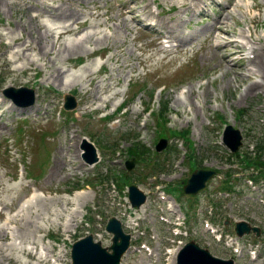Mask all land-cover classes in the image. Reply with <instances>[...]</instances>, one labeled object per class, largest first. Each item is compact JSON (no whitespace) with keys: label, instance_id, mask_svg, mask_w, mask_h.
I'll return each mask as SVG.
<instances>
[{"label":"rangeland","instance_id":"obj_1","mask_svg":"<svg viewBox=\"0 0 264 264\" xmlns=\"http://www.w3.org/2000/svg\"><path fill=\"white\" fill-rule=\"evenodd\" d=\"M94 3L99 6L97 10L100 16L97 18L99 25L91 27V30H98V35L110 33L111 29L108 26L115 27L118 21L114 13L117 7L109 9L113 1L76 0V2L66 1L64 5H70L75 18H80L88 10L94 9ZM144 3H150L151 11L163 10L164 18L178 15L182 16L183 20L190 18V15L183 11L178 0H155V3L159 4L158 8L152 0L140 2V4ZM34 5L40 8L41 2L26 0L24 7ZM23 9L14 2L8 6L0 1V95H3L4 87L11 85L32 87L36 95L32 107L22 109L13 104L10 110L6 109L10 105L8 98L3 95L4 107H2L3 112H0L2 113L0 116V179L4 186H18L21 189L18 193L3 192L6 202H10L11 197L14 199L11 201L12 211L5 206L3 214L0 215V264H55L53 262L55 258H58L59 261H55L59 264H69L68 250L71 242L85 235L88 230L91 233L95 232L103 245L110 244V234L104 230V225L111 215L121 216L120 218L127 222V213L124 211L125 204H127L125 202L126 188L117 187L116 180L111 178H106L103 182L96 181L93 174L104 171L103 175L112 176L123 169L127 155L126 147L131 141L130 136L136 132H138V139L153 150L159 138L157 119L155 120L153 113L145 114L143 110L148 102H153L150 96L151 90L161 83H165L166 88L155 92L154 108H157L159 100H169L167 126L176 130L188 128L187 134L194 143L196 155L202 161L201 167L222 171L229 167L225 154L220 150L223 146L219 144L220 133L226 123H233L243 132L244 150L251 149L255 139L264 138V59L256 74L242 78L247 68H254L247 58L245 48L239 51V55L228 53L224 58H220L219 55L212 56L213 46H209L206 42L207 34L205 33L191 39L188 46H193L192 50L185 46L181 53H165L160 48L163 45L158 44V38L142 31L139 25L135 27L131 25L127 32L120 30L115 40L119 43L124 42L123 46H115L112 40L102 39L101 42L92 40L86 44L92 51L89 54L82 51L79 52L80 54L65 57V54L60 53L57 57L46 53L45 50L39 52V47L44 46L47 49L45 45L51 41V38H45L41 31L39 40L43 36L42 39L39 43L34 40V48L29 51L36 59L34 64L29 66L24 65L23 60H16L11 56L15 46L10 34L12 30L22 39H28L29 32L32 37L39 32L36 26L28 21L27 11ZM230 9H232L233 17L227 19V25L232 30L231 36L241 41L242 38L238 34L240 31H245L247 39L255 42L258 41L257 36L262 37L261 42H257L258 46H262L264 42V0H235V4L231 5ZM84 19L87 17L85 16ZM18 20L27 21L23 30L18 29ZM86 21L81 30L90 24L89 19ZM210 21L211 18L207 22L200 18L192 19L188 22V26L182 24L180 29L185 34L194 30L196 33L202 32L201 28L208 26ZM73 26L77 25L73 24ZM140 46L145 47V50H140ZM101 50H104L102 56H105V64L102 69L95 71L97 65L94 54L101 53ZM224 52L229 51L224 49ZM112 53L119 55L118 58L114 56L109 59L108 56ZM139 54L144 57L148 56V59L141 63L136 57ZM77 57L83 58L85 64H90L89 67L93 69H91L93 72L91 71V75L85 76L82 81L66 86L65 82L69 80V73H82V67L85 64H81ZM58 66L63 67L65 71L61 81H54L50 73L54 72L55 75L58 72L56 70ZM233 68L236 70L233 71ZM225 69L227 71L224 73ZM209 73L212 75L209 76ZM83 74L85 75L84 72ZM202 77H206V82L199 86L198 82ZM254 80L260 81L257 88L247 95L242 94L246 85ZM96 82L101 84L108 82L109 90L117 91V94L108 101L100 100L107 94L106 92L98 94L95 92ZM183 83L187 84L192 92L179 95L178 88ZM69 91H76L75 95L78 99V105L74 109L77 115L75 122L72 123L69 120L70 115L68 118L61 116L63 118L61 130L52 131L56 130L59 125L56 123V109L62 101V96ZM123 97L126 98L128 108L124 113L121 112L122 116H115L119 118V121L114 120L111 123L113 127L108 126L107 119L98 120L104 114L111 113L117 100ZM187 98L192 100L193 109L184 103ZM97 107L99 109H96ZM242 107L246 108V111L237 117L235 110ZM216 112L223 120L217 119ZM144 122L146 124L143 127L139 125ZM38 128L47 131L50 137L42 138L36 134ZM71 129H75L73 133L76 140L67 153L66 150L70 145L68 135ZM114 129L115 134L112 131ZM100 130H104V133H102L103 139L99 143L96 141L98 149L101 151L102 145L109 148H120L121 146V153L115 154L110 149L101 151L102 162L93 168H87L81 164L80 139L84 135L98 139V136L102 135ZM53 134L56 135L55 139H51ZM170 144L175 149V154L169 166H164L161 157L158 163L153 162L154 159L151 157L152 162L148 161L143 169L137 165L131 171V179H134L135 184L142 190L154 192L157 189L155 186L163 187L168 182H180L189 176L186 161H181L180 155H177V150H185L186 143L181 138H170ZM68 155L72 156L69 157L70 164L67 161ZM111 159L115 160L111 161ZM103 163H107V171L104 169L106 164L102 169ZM71 165L75 166L73 170H71ZM21 170L25 178L21 177ZM29 176L33 177L29 178ZM85 176H88V185L86 179L78 181L79 178ZM27 181L29 186L24 184ZM237 182L239 184L237 194L239 195H234L231 200H224L227 209L221 215L218 213L215 216L219 218L215 222L220 225L219 227L227 225L228 231H232L234 219H247L252 224L260 226L262 233L260 232L259 238L253 234L246 237L252 241L257 238L261 241L256 240L257 243L253 246L257 253L256 258L252 259L247 252V255L235 260L236 264H264V205L259 201L262 189L257 192L251 191L241 179ZM34 183L39 191L34 193L32 191L30 196H36L35 199L39 198L42 201L37 203L31 211L23 213L24 218L11 220L10 217L15 214L17 206L21 205L23 199H28L27 195ZM149 185L153 188L149 189ZM113 186L116 187L115 191ZM218 186L217 179H214L209 183L208 188L213 191ZM261 188L264 189V187ZM169 192L175 197L180 194L178 190L170 189ZM157 193H152L142 209L134 210L131 215L134 218V224H141L140 230L143 231L144 227L148 228L150 234L145 235L141 240L150 238V235L152 240H156L152 242V250L156 255L150 258L145 253V249H140L143 253H136L132 250L123 257L122 264H162L165 262V248L170 243L172 244L170 240L173 238L169 224L161 219L163 216L161 215L162 200ZM203 194L197 200H201ZM185 199L186 196L178 199L176 206L179 205L182 210H185L183 209L185 205L188 210L189 203H184ZM139 217L143 219H137ZM86 220L89 226L85 225ZM223 221L227 223L223 225ZM190 223L193 225L192 234H195L191 237L199 245L208 247L212 253L223 258L233 255L231 250L225 251L222 245L212 239L201 221L191 219ZM133 234L139 235L135 231ZM154 235L159 237L152 238ZM22 244H29L34 253L22 252L20 248ZM44 257L46 260L43 259ZM167 261L169 262V259Z\"/></svg>","mask_w":264,"mask_h":264},{"label":"bare ground","instance_id":"obj_2","mask_svg":"<svg viewBox=\"0 0 264 264\" xmlns=\"http://www.w3.org/2000/svg\"><path fill=\"white\" fill-rule=\"evenodd\" d=\"M0 1L5 3L8 6H11L13 2L15 4H19L22 6L26 0H0ZM39 1L42 4V9H36V8L32 9L31 7H27V8L24 7V9L28 10V12H26L28 21L31 22L33 25H35L37 29L39 30V32H37L36 36H33V37L31 36V32H29L28 39L26 38L22 39L19 35L14 34V30H12L10 34H11L12 42L14 43L15 46L13 48L11 56L16 60L17 59L23 60L25 62L24 65L30 66L34 64V60L36 59L31 55L29 51L34 48V45H33L34 40H37L39 43V41L42 39L43 36L39 40L41 29H43L44 37L45 38L52 37V40L50 41V44H47L50 46L45 45L48 50L45 49L44 46L40 45L41 47H39V52H43V50H45L46 53L52 54V56H57V57L60 53H63L65 54V57H68L69 55L79 53L82 50L88 52V49L86 48V43L93 40V37L95 35L93 34L94 32L90 30H85V31L80 30L79 31V29H76L75 27H73V23L75 24L80 23L78 20L80 18L78 17L75 18V13L72 10V7L70 5L68 6L64 5L66 1L76 2V0H39ZM194 1H195L194 3H196V6L200 5L199 0H194ZM178 3H180V5L182 4L183 6L187 5L186 0H178ZM136 4L137 3L135 2V0H126L120 3L119 10L117 11V14H116V17H117L118 12H119L121 16L120 18H118V21H117L118 24L115 26L114 30L112 31L113 35L111 36L104 35L103 36L104 39L106 38L108 40L110 38H113V41H115L120 29L127 30L129 28L130 23H129V19H127L128 17L130 19H134L138 21L140 13H145L148 15V17L151 16V10L147 9L149 4L145 6H141L139 8L136 6ZM229 4L233 5L234 0H230ZM231 14H232L231 9L225 10V15L221 16L217 21H215L214 27L213 29H211L210 39L213 37L216 38V42L214 44V51L212 54L213 55L221 54L222 48H224L227 51L232 52V51H237L241 47L247 46L249 49V52L252 54V56L249 57L250 58L249 61L252 62L254 68H247L242 78L250 77L253 74H256L257 71L259 70V67L261 66V63L263 61V47L253 45V44L248 45V42H244V41L239 45L236 39L230 37L232 30L227 25V19H230L233 17ZM87 15L90 17L93 15V12L88 11ZM157 15H160V14L158 13ZM60 19H62V22L59 21ZM70 20H72L71 23H68ZM152 20H153L152 22H154L155 25H159L164 29L165 34L163 36L167 37L168 41H171V39H174L176 37V35L172 31L173 25H170L169 20L164 21L159 18L152 19ZM26 24H27V21L18 20V29L23 30L26 27ZM78 33H81V34H78ZM66 35L68 36L74 35L76 37L66 39L65 38ZM239 36L244 38L245 37L244 32L243 31L240 32ZM256 39L258 41H261L262 37L257 36ZM95 40L101 41V36H97ZM120 43L115 42V45L123 46V44H120ZM139 48L142 51L145 50V47L143 46H140ZM161 49L165 53H170L173 50L172 47H168L165 49L161 48ZM114 56L115 58H118L119 55L112 53L109 55L108 58L110 59L111 57H114ZM136 57L141 63H144L148 59V56L144 57L140 54L136 55ZM56 70H58V72L55 75H54V72H51L50 76L54 81H61L62 74L65 70H63V67L61 66L60 68L58 66ZM233 70L235 71L236 69L233 68ZM90 71H91L90 68L86 66L84 67V73L86 76L91 74ZM83 76H84L83 73L81 74L76 73L75 80H73L72 82L69 81L66 84L70 86L76 80H81ZM259 83L260 81L258 80H254L250 82L245 87L244 93L248 94L251 91L255 90L257 88V84ZM97 88H99V85H95V89ZM100 88H106V86L100 87ZM188 92L190 93V90H188ZM1 103L2 102H0V106H1ZM187 104L192 105V102H187ZM0 128H1V125H0ZM67 161L69 162L70 160L67 159ZM4 188L5 187L0 181V190L4 191ZM11 188L13 187H8L6 190L8 191ZM14 189H15V192L17 193V190L15 187ZM13 199L14 197H11L10 201H12ZM0 202H2V199H0ZM30 208H31V202H28V204H26L25 206H20V208L18 209V212L14 216H11L10 219L15 221L17 219L24 218V216L20 214V212L21 211L29 212ZM17 216L19 218H17Z\"/></svg>","mask_w":264,"mask_h":264},{"label":"water","instance_id":"obj_3","mask_svg":"<svg viewBox=\"0 0 264 264\" xmlns=\"http://www.w3.org/2000/svg\"><path fill=\"white\" fill-rule=\"evenodd\" d=\"M20 90H26L21 88ZM229 130L238 133L237 130ZM239 137V135H237ZM237 143L234 144L236 147ZM198 174H204V178L210 175V172H196ZM192 180V181H193ZM203 183L197 184L196 188H199ZM196 188H188L190 191H195ZM136 197H138L136 199ZM130 198L136 204L141 203L145 196L134 186L130 187ZM243 227V224H240ZM239 227V229H242ZM107 229L114 233L112 237V244L110 245L111 251H108L107 247L101 246L100 242H93L92 236L88 235L76 242L72 247V264H118L122 252L126 249L129 242V235L122 231V227L119 221L115 218H111L107 224ZM178 264H233L232 260H223L213 256L207 249L199 247L194 242L187 243L181 250L178 258Z\"/></svg>","mask_w":264,"mask_h":264},{"label":"trees","instance_id":"obj_4","mask_svg":"<svg viewBox=\"0 0 264 264\" xmlns=\"http://www.w3.org/2000/svg\"><path fill=\"white\" fill-rule=\"evenodd\" d=\"M261 156H262V155H259V156H258V159H260ZM260 165H261V166H264V161H261V162H260Z\"/></svg>","mask_w":264,"mask_h":264}]
</instances>
